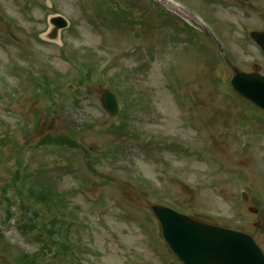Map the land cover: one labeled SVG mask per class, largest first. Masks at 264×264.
Instances as JSON below:
<instances>
[{"label": "rangeland", "instance_id": "1", "mask_svg": "<svg viewBox=\"0 0 264 264\" xmlns=\"http://www.w3.org/2000/svg\"><path fill=\"white\" fill-rule=\"evenodd\" d=\"M4 1L20 17V24L22 25L20 29L23 32L21 33L23 37L25 36L26 38L31 33H34V36L36 37V34L45 32V30L49 27L47 19L49 17L50 12L47 11L46 7L42 5V2H43L42 0H40L38 4L33 3L35 8L33 10V17L31 18L25 17L24 12L21 9V5H22L21 1H18V0H4ZM60 1H61V3H59L60 6L67 13H69L70 15L72 14L76 17L78 21V25L81 30V33H79L80 37L76 40V42L77 44H85L91 49V53H90L91 58L97 60L103 54L107 53L110 49L118 50L121 46L127 47L134 43L135 38L132 36H131L132 39L128 36L115 37V35L111 36L109 32L102 31L103 28H95V27H91L87 25L85 22L86 19L83 16H81L82 14L81 7L87 5L89 0H60ZM188 1L190 3H194V0H188ZM214 23L218 28H220V25L218 24L216 17H214ZM1 27H2V24L0 22V28ZM148 38L159 50V55L155 62L154 72L152 73L153 80L162 83L165 78L163 74V67H162L163 63L166 64L168 61L172 59V54L174 51L170 47H166L163 50L162 48L163 41L161 39L155 36H148ZM139 40L141 39L139 38ZM143 41H146V38H144ZM37 47L43 58H47L52 54L56 55L58 51L57 47L55 46L53 47V46H45V45L39 44L37 45ZM9 53L12 54L11 52H7V51L0 49V100L1 101L6 99L7 92L9 91V89L19 88L20 90H23L22 83L20 82L19 79H17L16 77H12V76L10 78L5 77V66L8 60L11 58V55ZM15 54H18V52H16ZM174 70L176 72L174 74L175 80H182L183 78L187 76V73L184 70H181L179 67V58L176 59ZM74 89L75 88L73 87H67L65 90L68 93L70 92L72 93ZM168 95H170V93L167 90H165V94L162 91V93H159L158 95V98H159V101L162 107L164 106L168 113L167 115L168 127L175 132L182 133L185 136L192 134V132H194L193 130L182 128V126L184 125L183 119L185 117V114L182 113V111H180L178 108L173 109L171 113L170 109L167 106L170 103V99L167 98ZM201 96L203 100L205 101L208 100L206 94L203 93ZM17 100H20V98H18ZM17 100L13 98L9 100L8 102V104L12 106L14 110L13 112H8L5 106L0 105V114L3 115L4 113V114L12 115L15 112H19L20 114H23L26 111V105H27L26 102L29 101V97H26L25 100H23L22 102L17 101ZM98 101H99V97L96 96L94 93H91L88 98H83V97L80 98V102H78L80 106L78 109L75 108L74 106L68 109V110L73 109V110L79 111L82 114L84 126L81 127V129H72L71 124L67 121H62V122L59 121L56 127H53L54 132H55L53 134L66 133V132H77L78 130H81L80 131L81 135L78 134L77 137H73L77 141L79 140L78 142L81 145L79 148H75L74 146H65V145L36 147L37 159L39 162H41L40 167L47 166L49 165V163L55 162L56 160H58L59 156H61V158L63 157L62 162H65V163H60L59 164L60 168L50 171L48 175L51 178H55V179L62 178L63 174L65 176H68L67 179L65 178L64 180L65 187L68 189L78 184H85V183L91 182L90 177L82 179L81 181L77 180V177L82 178L88 174L87 170L83 168L85 165H87L85 163L86 161L83 159L82 151L84 150V147H89V150H91V148H97L99 152L101 147L113 145L112 143L113 139L117 136L112 131L106 130V129L98 130L97 134H95L93 133V129H91V127L88 125L92 121L95 120V117L98 118L99 125H100V122H104L103 116H106V115L103 112L98 111L96 107V104H98ZM238 101H240L242 106L248 110L249 115L251 117L260 120L264 124L263 114H261L260 112L254 109H251V107L247 103L241 101L240 99H238ZM30 102H31V99L29 101V104H31ZM74 104L76 105L77 103L74 102ZM86 105L88 106V108L85 109ZM31 108H33V110L31 111L33 112L35 109V106L33 105V107ZM38 114L43 115V113L39 111H38ZM92 115H95V117H93ZM212 121H216V120L212 119ZM237 124L241 129H243L242 133L244 134L245 128L249 129L251 126L249 116L247 115L244 116L242 119H240L237 122ZM42 132L43 130L40 133L34 132V130H28L23 136V140L25 141L24 146L30 143H33V142L37 143L42 138V136H40ZM261 135L264 136V132H262ZM68 145H73V144H68ZM204 150H210V145L207 144L206 149ZM224 152H226L230 158L233 157V152H231V150L224 151ZM176 154L172 155L176 163L182 167H186L190 175L194 178H199L201 174L205 172V169H203L204 167L214 165L213 157L206 158L205 155H200V156H197L195 159L198 161L199 160L202 161V164H201L202 168L196 164L193 165V167H191L188 164L190 162L188 157L181 155V154L180 155H176ZM230 158L225 157L224 160L230 161L231 160ZM96 161L100 162V159H97ZM103 164L105 165L103 166L104 168H106L108 165L106 162H104ZM74 167L80 169V171L77 174H74V173L68 174V169L74 168ZM146 168L150 169V172L149 173L147 172V173L151 177V182L147 183V185L152 186V188L155 189L154 191L158 192L159 195H167L173 198L180 196L183 199L191 198L190 193L184 192L180 187L173 185L172 183L163 179L162 176L159 174L158 168L155 167L154 164L149 163V165L146 166ZM139 169H140V165H139ZM101 194L105 197H108V196L113 197V196H118L119 193L115 187H106L105 189L101 191ZM209 197L212 198L211 195H209ZM209 197L205 200L204 205L208 208L215 209L213 207L214 202ZM100 198L101 196L97 197L96 191L92 188L85 189V195H78V196L72 195L71 196V200L74 204H79L82 202L83 206H85L87 209L91 211L94 210V208L96 207V202H98ZM90 202H93V204H91ZM230 205H231V202H230V199H228L224 201V203L221 206H216V209H218L219 211L225 212L229 209ZM38 209L42 213V210L40 209L39 205H38ZM102 211L107 212L108 211L107 207L102 208ZM92 215L94 214L92 213ZM252 215L253 214H249V217L246 218V221H250V220L254 222L258 221V217L252 216ZM32 216H33L32 213H30L28 215L29 219H31ZM26 219L28 220V218ZM246 221L242 222L241 225L246 227ZM109 223H110V227H113L114 224L112 222H109ZM19 224H20V219H18V217H16L13 221H11L10 225L6 228L5 237L7 240L9 239V237H14L24 249L31 250L32 247L27 242H25V240H22L15 233V230L17 229ZM94 224L96 225V228L99 230V232L104 234V231L99 227V225L96 222H94ZM248 226L251 227L252 225L248 224ZM10 233H12V235H10ZM97 239H98V245L100 247L105 245L103 235L98 233ZM259 239L262 241L264 240V237L260 230H259ZM11 241H14V240H11ZM115 246L121 252L120 255L116 257L117 263H120L122 259V251L124 250L123 244L115 243ZM86 259L91 260V256L86 255ZM13 263L14 262L11 260V256L2 257L1 264H13ZM92 263L103 264V261L101 259H96V262L92 261Z\"/></svg>", "mask_w": 264, "mask_h": 264}]
</instances>
